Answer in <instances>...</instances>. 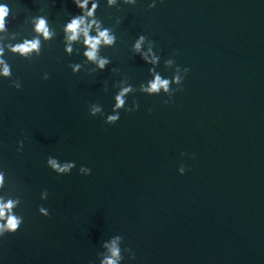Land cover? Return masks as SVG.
I'll use <instances>...</instances> for the list:
<instances>
[{
	"label": "clouds",
	"instance_id": "1",
	"mask_svg": "<svg viewBox=\"0 0 264 264\" xmlns=\"http://www.w3.org/2000/svg\"><path fill=\"white\" fill-rule=\"evenodd\" d=\"M90 0H73V3L76 5L77 8L80 9L81 14L74 16L66 25H65V33L67 34V39L71 41H77L81 36H83V44L86 46V51L83 53V55L86 57L87 61L93 63L96 65V68L92 69V72H95L97 69L103 71L106 69V66L110 64V60L106 57H102L99 55V51L102 45L104 46H113L116 43V36L113 34L111 28H105L102 27V22L96 18V11L99 7L98 0H92L91 7H89ZM124 4H132L134 5L136 3V0H123ZM117 4V0H107V5L109 7H112ZM155 2L152 4H149V8H154ZM9 14V8L4 5L0 4V31H3L5 28V19ZM119 22V21H118ZM95 28L96 35L93 36L90 34V32ZM35 30L38 33H41L45 39H48L51 37L52 33L49 31L47 26V20L43 17L37 18ZM145 36L140 35L139 38L136 40L134 44V50L137 53L141 54V57L143 60L149 62V63H156L157 57L155 55H151L152 49L149 48L147 53H141L142 45L145 43ZM40 45L39 39L31 40V41H25L23 44H18L14 48H12V51L20 53L22 55L28 54L33 50H38ZM69 53H71L72 48L69 45L66 49ZM3 55V50L0 49V56ZM151 55V59H150ZM171 63V61H169ZM0 65H3L2 70H0V75L4 77H10L11 71L9 65L5 64L3 60H0ZM72 72L75 74L80 71L81 65L75 64L70 65ZM112 71H117L116 69H113ZM185 73L188 72V69L186 68ZM44 79H48V75L45 74ZM176 83L181 82V78L179 76H176L174 78ZM169 84L170 81L167 79H161L159 75H156L154 80L149 82L147 87L141 86L142 90L152 94L156 93L158 94L161 89H163L165 92L169 91ZM15 88L19 89L21 85L19 83H16L14 85ZM179 90H182L179 89ZM132 91L131 86L123 87L120 89L119 93L115 96V107L113 111L115 112L116 109H121L125 105V96ZM169 101H165V103H168ZM134 104L136 105V108L139 107L138 103L134 101ZM101 109L98 106L93 105L90 109V113L92 116H95L96 113L100 112ZM127 112H132L131 109H127ZM151 111V109H149ZM120 119L119 112H116L114 115H108L106 123L111 125L115 124ZM23 141H20L18 143V151L23 149ZM181 155H185L184 153H181ZM47 166L57 173V175H66L71 172L73 168H75L74 162H65L61 164L56 158L48 157L47 159ZM80 173H84V175H90L91 169L87 167H81L79 169ZM180 172L181 174H184L185 168L183 165L180 166ZM4 184V172L0 171V187H2ZM42 196L47 199L48 192L47 190L43 191ZM19 203L18 200H12L9 199L7 202H4L2 199H0V237H5V234H14L16 233L22 223H23V216L17 215L13 212V209L17 206ZM39 213L42 216H49V212L46 208L43 206L38 208ZM120 237H116L115 240L112 241L111 248H110V256L106 258L104 264H118V261L123 259L121 256V249L117 246V240H119ZM130 259H135V253L132 251Z\"/></svg>",
	"mask_w": 264,
	"mask_h": 264
}]
</instances>
